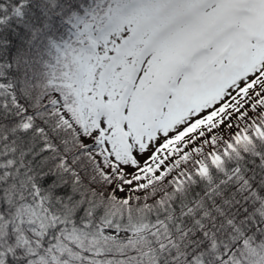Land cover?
<instances>
[{"label":"snow or ice","instance_id":"snow-or-ice-1","mask_svg":"<svg viewBox=\"0 0 264 264\" xmlns=\"http://www.w3.org/2000/svg\"><path fill=\"white\" fill-rule=\"evenodd\" d=\"M0 264H264V0H0Z\"/></svg>","mask_w":264,"mask_h":264},{"label":"rangeland","instance_id":"rangeland-1","mask_svg":"<svg viewBox=\"0 0 264 264\" xmlns=\"http://www.w3.org/2000/svg\"><path fill=\"white\" fill-rule=\"evenodd\" d=\"M250 115H251V113H250ZM234 120H235V117H234ZM240 126H243V122H241V125ZM237 130L238 129L234 126L231 131L232 132H235ZM217 133L226 137L227 135H229V130L227 128H221V129H218L217 130ZM199 143H202V141H198L197 142V144H199ZM190 147H191V145H190Z\"/></svg>","mask_w":264,"mask_h":264},{"label":"trees","instance_id":"trees-1","mask_svg":"<svg viewBox=\"0 0 264 264\" xmlns=\"http://www.w3.org/2000/svg\"><path fill=\"white\" fill-rule=\"evenodd\" d=\"M238 131V130H237ZM228 136V135H227ZM227 136L225 138H227Z\"/></svg>","mask_w":264,"mask_h":264}]
</instances>
